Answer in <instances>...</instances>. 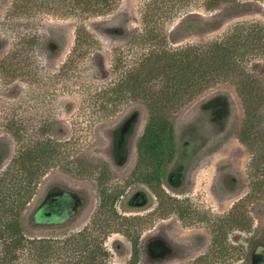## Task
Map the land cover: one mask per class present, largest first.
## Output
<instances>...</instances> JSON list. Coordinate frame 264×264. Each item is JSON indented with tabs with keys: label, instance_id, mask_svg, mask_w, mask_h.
<instances>
[{
	"label": "rangeland",
	"instance_id": "rangeland-1",
	"mask_svg": "<svg viewBox=\"0 0 264 264\" xmlns=\"http://www.w3.org/2000/svg\"><path fill=\"white\" fill-rule=\"evenodd\" d=\"M33 1L35 7L13 12L9 11L13 0H0V148L7 146L9 151L6 159H0V177L16 149L26 143L35 144L39 138L53 139L61 146L63 162L51 165L39 181L34 198L21 212L24 234L29 239L50 241L53 252L43 264H132L129 241L113 230L102 229L86 216L64 227L36 226L33 209L42 200L50 180L77 181L76 162L94 156L103 125L129 109L145 106L142 102L123 104L118 112L102 117L94 96L101 87L116 81V50L130 66L153 49L155 44L141 40L149 16L158 18L150 27L160 29L168 45L206 42L237 23H264V0H241L235 5L209 9L205 0H182L174 5L172 0L169 8L156 4L153 13L148 12L153 9L149 8L151 0H117L112 11L93 17L67 15L60 0ZM82 26L90 40L82 39L76 45L77 29ZM247 58L245 63L257 91L253 108H247L238 81L233 78L213 85L168 113L170 120L178 121L187 118L204 99L217 95L230 99L231 116L222 136L225 141L212 163L219 167L226 161L227 171L233 168L244 182L240 191L228 193L225 201L215 195L213 185L212 197L206 200L212 215L224 214L228 225H264V59L251 53ZM11 60L14 66L10 71L5 66ZM155 84L159 88L163 82ZM8 121L19 125L22 140L8 131ZM68 161L70 164L65 166ZM210 170L208 177L214 184V167ZM49 221L51 218L41 215L36 219L40 224ZM76 234L97 237L107 255L88 259L87 251L93 249V242L70 241ZM2 249L0 240V257ZM7 264H39V260L19 254Z\"/></svg>",
	"mask_w": 264,
	"mask_h": 264
},
{
	"label": "flooded vegetation",
	"instance_id": "flooded-vegetation-1",
	"mask_svg": "<svg viewBox=\"0 0 264 264\" xmlns=\"http://www.w3.org/2000/svg\"><path fill=\"white\" fill-rule=\"evenodd\" d=\"M231 110L228 96L217 95L185 119L167 116L173 130L158 132L165 135L159 145L148 144L146 104L108 121L94 156L82 159L77 181L52 179L45 185L33 224L64 227L86 216L129 241L132 264H264V225H228L224 214L214 216L206 205L213 185L225 201L244 182L233 168L227 171L226 161L212 163ZM212 166L214 184L208 177ZM40 215L51 221L37 223ZM113 221L118 225H109Z\"/></svg>",
	"mask_w": 264,
	"mask_h": 264
},
{
	"label": "trees",
	"instance_id": "trees-1",
	"mask_svg": "<svg viewBox=\"0 0 264 264\" xmlns=\"http://www.w3.org/2000/svg\"><path fill=\"white\" fill-rule=\"evenodd\" d=\"M171 1L151 0L149 8L153 9H149L148 12L153 13L156 4L159 7H168ZM180 1L182 0H173V5ZM240 1L205 0V5L209 9L222 7L224 4L235 5ZM60 2L64 5V12L67 15L93 17L112 11L117 0H60ZM35 5L33 0H13L9 11L20 12ZM147 19L141 40L155 45L151 51L139 57L135 64L130 66L116 50L113 56L116 81L101 87L94 96L96 99L94 104L99 106L98 112L102 117L118 112L123 104L142 102L151 110L148 144L159 145L158 140L165 138V135L158 132L173 130L166 123L168 113L220 82L235 78L244 103L248 109L253 108L257 91L253 85L255 80L252 78V72L245 61L250 53L264 59V23H237L229 31L212 40L172 46L166 44L160 29L150 27L158 18L151 15ZM89 38L85 27L77 29L76 45L80 44L82 39L87 41ZM6 65L5 68L11 71L14 62L11 60ZM156 81L163 82L162 86L157 88ZM6 128L15 139L22 140L17 123L8 121ZM38 140L35 144L26 143L16 149L9 166L0 177V240L3 241L1 264H7L19 254L38 258L39 264H43L53 252L48 239L27 238L20 219L21 212L34 198L41 178L51 165L63 162L60 158L62 151L59 143L48 138ZM8 156V147L0 148V159H6ZM64 164L66 166L70 163L68 161ZM81 167L82 160H79L76 162V172ZM69 240L76 243L79 240L93 242V249L88 248L87 251L88 259L95 260L108 253L97 237L76 234ZM135 253L137 255V251Z\"/></svg>",
	"mask_w": 264,
	"mask_h": 264
}]
</instances>
